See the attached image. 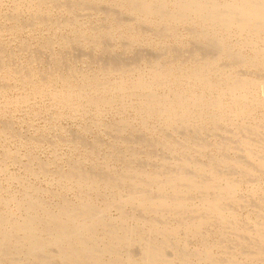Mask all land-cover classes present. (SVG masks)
<instances>
[{
	"label": "rangeland",
	"instance_id": "1",
	"mask_svg": "<svg viewBox=\"0 0 264 264\" xmlns=\"http://www.w3.org/2000/svg\"><path fill=\"white\" fill-rule=\"evenodd\" d=\"M42 1L43 4L41 3ZM42 1L37 3L38 0H0V63L2 64L0 65V188H3V190L1 189L2 191H0V214H2V216L4 217H7L6 215H8L9 219L18 220H21L22 218H28L30 216L29 214H31L32 217L33 215H38L37 217L34 216L35 218H38L39 216L42 217L45 213L41 209L45 208L46 212L48 210H50L49 212H52L51 210H54V213H56V210L59 211L64 206H66L65 204L69 202L70 203L68 205L72 207L71 203H74V205H80L81 202L84 203V201H88L89 198H91L92 200H90L93 202L90 201V204L93 206V208L100 211L102 217L101 219L104 224L91 232L93 240H91V243H89V245L91 244V249H97L100 247L97 250H99V253L101 255L104 254L103 261H105L106 263L116 264L119 258H124L127 256V254H133L134 256L141 257L145 249L144 247L149 241V245L161 246L162 244H164L165 256L160 262L162 264H169V262L177 260L176 258L179 256L181 258V261H177L176 264H201L202 250L204 245H210L213 247V257L220 260L222 264H225V262L230 258L235 260V264H264V258L249 254L253 253V251L255 250L253 246H255L256 242L254 238H252L248 233H245V230L254 232L253 230L256 229V225L259 224V222H264V168L262 167V169L261 164H258V162L261 163L260 161L252 162L247 158V151H251V149H253L257 152L259 159H264V126H262L264 125V107L253 108L251 106L246 110L247 113L243 116H235L229 112L218 111L219 113L216 112L215 115L210 118V120H196L193 123L194 126H189L188 128L180 123H178V126L176 125V123L172 126H167L162 119H158L152 116H149V119L147 120H142L139 116H137L133 109L129 108L131 107V105L128 101H130L132 93L130 94V91L119 92V89L117 88L118 82L121 81V78L127 79V82L129 81L128 84H130L131 82L135 81V78L139 76H144L145 78L149 76L150 80L152 79L154 74L165 69H172L177 74L183 72L186 74V77L195 76V74L201 72L199 70L202 69L201 73L204 76H210L212 77V79L215 78L214 81H216L218 84H220L219 82H221L222 80L227 81L225 80L226 77H230L227 82H233L231 85H234V82H236L234 78H239L242 81H246L245 83L250 82L251 79V82L248 83L249 91H247V86L245 91H247L248 94L251 93L249 95H251L252 98H255L256 96L258 97L257 99H260L262 96L264 97V93L262 92V86L264 85V60H257L255 59V56L263 52L264 42L262 40L255 39V37H251L252 39H250L249 36L251 35H246L239 30H237V32L236 29L228 30V32L218 31L217 34L216 29H211L212 31H214V33L210 30L212 33L209 31L206 32L208 35L206 34L205 36L204 33V36H201V32L203 30L201 31L198 25H193L190 23L181 26L171 25L168 28H165L166 30L162 31L161 27L155 26L158 24L157 20H155L154 23H151L149 21H146L144 18H139L143 16H141L139 13H133L123 8L121 6L122 3L120 0H83L84 3H81V1L79 0L78 3L76 2L77 0H50L51 2L49 0ZM68 3L72 6H70L72 9L69 7V10H67L68 7L66 6L69 5ZM57 5L60 6L59 9ZM92 8H94L95 10H92ZM103 8L105 10H102ZM122 10H124V12ZM119 11H121V13H118ZM125 12L126 14H124ZM79 14L81 15L78 16ZM30 15L33 17H31ZM61 16L63 19L60 18ZM122 16L123 19L125 18L124 20H126L124 32H120L115 27L116 21L119 17L122 19ZM125 16L128 18L126 19ZM15 17H17V19ZM40 17L41 19L45 17V20L47 22H45V20L43 19L42 21ZM129 17H131V19H129ZM64 19L66 20V23ZM123 19L122 21H124ZM46 23L48 26L46 25ZM105 25L108 27H106ZM127 29L133 30L128 31ZM135 30L137 31V33ZM142 30L143 32H141ZM187 30H189V32ZM192 30H194L195 32H193ZM165 32L168 35H166ZM198 32H200L199 35ZM239 32L241 37L238 35ZM160 34L161 37H159ZM244 34L246 35L247 39L249 38L252 41H250L249 39L247 40ZM256 41L259 43V45L255 44ZM100 42H102V44H100ZM243 42L245 44H243ZM214 43L218 44L215 45ZM262 47L263 50L261 51ZM164 52L165 54H163ZM161 54L162 56H160ZM34 57L37 59H35ZM11 64H14L15 66H12ZM127 65L128 67H126ZM119 69L120 71H118ZM124 69L126 72L124 71ZM130 70L131 72H129ZM59 74H61V76L63 75L64 77L62 76L61 78ZM86 75H88V77ZM65 77L67 79H65ZM231 78H233L234 81H231ZM63 80L65 82H63ZM31 81L33 82V84ZM224 81L221 82V86H231ZM67 83H69L70 87H74H71L70 89L69 86L67 87ZM99 83L103 84L100 85ZM82 84L86 85H83V87ZM98 84L99 86H97ZM181 84V82L177 81V84H174L172 89L177 93L185 92L187 94H193L195 92L197 94H200L202 90H205L204 86L202 85L201 87V85H199L198 83L195 84L197 86L195 88L189 86L187 83H183L182 85ZM219 86L220 85H218V90L221 92V86ZM64 87L65 90H70L72 93L74 91L81 90L84 92V94H90L91 96H93V98H97L99 100L103 99L101 100L103 102L107 100L109 101L113 97H118L119 99L123 97L124 99H126V103H123V105H126L127 109H122V103L119 104V102L115 104L112 103L109 106L103 105L100 108H96L88 99L84 98L79 101L75 99V101H73L68 106H64L63 104L59 103V101L55 99L52 94L53 90H60V88L64 89ZM214 88L213 90H211V93H213L211 95L212 97H215L214 95L217 92L218 95L216 94V96H223L221 95L222 92L220 93L217 90V87ZM32 91L34 94L32 93ZM37 91L39 93H37ZM149 91V94L156 95L160 94L163 90L162 88L154 85L149 86ZM207 94H209L210 96V92H207ZM73 105L76 106L74 107ZM5 126L6 128H3ZM32 126L33 128H31ZM174 127L175 129H173ZM182 131L184 134L182 133ZM116 132H118L119 134ZM108 133H110L111 135ZM137 135L138 137H136ZM167 135L169 136L168 138ZM192 135L194 136L192 137ZM243 135L245 136L241 137ZM128 138H130L131 140ZM249 138H251V140ZM140 139L143 142H141ZM252 139L254 140L252 141ZM66 140L70 141L67 142ZM247 140L250 142L249 145H252L251 147H247L248 144H245ZM175 141H177V143ZM139 142H141V144ZM178 142H180V146ZM150 143L151 145H153L151 146ZM207 143H210L212 145H208ZM83 144L86 146H84ZM185 144L188 146L187 151L185 150ZM199 144L202 145L200 146ZM108 145L109 147H107ZM167 145H170V147H168ZM184 145L185 147H183ZM195 146L198 147L197 151H195ZM236 147L241 148V150L237 149ZM160 148L161 150H159ZM120 151L121 153L119 154ZM107 152L109 153V155ZM180 152L182 155L180 154ZM202 152H204V154ZM160 153L162 156H159ZM223 154H225L226 156L228 155L229 157L227 156V158ZM21 155H23V157ZM102 155H104V157H102ZM27 156L29 157V159ZM238 156H240V158H238ZM230 158L231 160H229ZM123 159L124 161H122ZM183 159L191 162V165L188 167L189 172L191 170V172L199 171L202 177L207 178V175L204 172L206 168L215 167V169L218 168L221 172L222 170H224V172L222 173L226 176H231V179L237 178V182L242 181L241 185L236 188V191L234 193V197L236 198L237 202L229 201L228 204L229 207L235 212L234 216H231V218H227L223 223H217L212 226H207V231L204 230L197 236H192L186 230L180 229L177 231L169 230L172 233L165 235L149 232L148 239L145 230L147 226H144L143 223L145 218L142 219L143 217H146L143 211L137 209V207L133 208V206L131 205L129 207L121 206L119 207V209H117V206H114L102 211L99 209V205L105 200L104 198H107L108 195L112 193L111 191L105 188H101L99 189V193L91 192L88 191L86 187H84V185L77 183L75 180L68 182L66 178L63 179V177H66L67 175L73 177L74 179H76L75 177L82 179L83 177H85V175L88 174H92L98 177L101 176V178L104 176L106 178H112L111 175L113 174L114 177L119 172H121V169H123V165L126 163L127 165H132V167L135 166L137 168H143L146 171L152 172L159 176H164L173 171V169H179V167L182 165ZM74 160H76L77 163ZM224 160H229L230 162L236 160L237 163L242 162V165L246 166L245 164H247V166L241 168V166H236V164H225L223 162ZM246 160H249L250 162H246ZM29 161L32 162L30 163ZM26 163H29V166L26 165ZM136 164L138 165L136 166ZM213 164H216V166H214ZM196 165L198 166V169L196 168ZM26 166L28 167L25 171ZM43 166L45 167L43 168ZM227 166L229 167L226 168ZM30 167H32V169H30ZM39 167L41 169H39ZM74 167H76V169ZM47 170L48 172L49 170L52 172L47 173ZM44 171L47 174H45ZM102 172L103 174H101ZM30 173H32V175ZM41 173H44L45 175ZM52 173L55 174L53 175ZM61 173H64L63 177ZM95 173L99 174L97 175ZM104 173L108 174L109 176L107 175V177L106 174L104 175ZM75 174L78 176H75ZM15 179L18 181H16ZM35 187H38V189H35ZM40 189L42 190V192ZM46 189H48L47 192H45ZM49 190L52 191L53 194ZM48 191L50 192V194ZM54 191H56V193ZM28 192L30 194L32 192V195H30ZM85 192L89 193L85 194ZM57 193L59 195H57ZM94 193H96V196H94ZM101 195H103V197ZM209 195L212 194L209 193ZM239 196L240 198H238ZM10 197L12 200L10 199ZM34 197L37 198V200H33L35 199ZM42 197L43 199H41ZM14 198L18 200L19 203L15 201ZM24 199L28 202V199L33 200V205H35L36 203H40L38 204L40 206L38 207V211L36 210L37 208L35 210L31 209V206L29 207V203L26 207L27 201H25ZM65 199H67L69 202L66 201L63 204L62 202H64ZM5 204L6 207H10V209L7 207L9 211L6 209ZM19 204L24 205L22 206L20 211L17 209V205ZM41 205L44 206L41 208ZM59 206L61 208H59ZM26 208L28 209V211L26 210ZM22 209H24L25 211H23ZM11 211L14 212L13 216L11 215L12 213H9ZM18 211L21 213H19ZM49 212L45 214L48 215L50 214ZM126 212L128 213L126 214ZM18 213L23 217L21 218ZM24 213L26 217H24ZM138 214L142 215L143 217L141 218V216H138ZM121 216L123 218H121ZM149 216V219L153 221H155L156 219H158L159 222L161 221L160 215L156 213H151L149 214ZM176 222V220H170L169 225L172 226ZM107 223H110L111 225ZM125 224L128 229L135 230L132 235L130 234V247L125 246V248L123 247L122 249L121 247H116L113 244L112 247L108 248L109 252H100L102 249L107 248L102 238V236L105 234V231H107L106 228H109V230H113L114 228ZM231 225L233 228L237 227L239 230L237 231L236 229H232L230 227ZM42 236L47 237L48 235L47 233H44L42 234ZM237 237L241 239H238ZM98 241H101V243ZM200 241L203 244H201ZM8 244H10V242ZM8 244H6V248L4 245L3 249H6V252L12 251L11 253L13 256H10L8 258L12 259L13 262L14 260L18 259L15 257L14 254L16 253H14V251H19L20 255L18 256H20L21 258L23 257L22 259L19 258L18 262H20L21 260L25 261L26 258H28L27 251L25 250L26 248H23L22 250L20 247L15 246L13 243H11L10 245ZM92 244L93 246H95L94 248L92 247ZM102 244L103 246H101ZM11 246H15V249H13ZM262 248H264V246ZM133 249L136 250L134 251ZM180 249L181 251L183 250L181 254L179 252ZM167 250H169L170 253ZM46 251L50 254L46 253L44 255ZM46 251L42 252V257H46L48 255V257L51 258L54 254L53 251H55L56 253V249L53 246L48 247ZM0 254L2 255L1 252ZM24 255L26 256V258ZM2 258L6 260L5 256H1L0 260ZM51 259L54 258L52 257ZM115 259H117V262H115ZM31 262H33V260ZM36 263L37 262H33L32 264Z\"/></svg>",
	"mask_w": 264,
	"mask_h": 264
},
{
	"label": "bare ground",
	"instance_id": "2",
	"mask_svg": "<svg viewBox=\"0 0 264 264\" xmlns=\"http://www.w3.org/2000/svg\"><path fill=\"white\" fill-rule=\"evenodd\" d=\"M12 1V0H11ZM19 1V0H18ZM42 1V0H41ZM38 0L37 3L41 2ZM46 1V0H45ZM50 1V0H49ZM72 1V0H71ZM74 1V0H73ZM81 3H84L83 0H79ZM86 1V0H85ZM92 1V0H91ZM98 1V0H97ZM105 1V0H104ZM121 1V6L125 9H127L130 12L133 13H139L143 17L139 18H144L146 21H149L151 23H154L155 20H157L158 24L155 26L161 27V30H166L165 28H168L171 25H177L181 26L184 24H193V25H198L201 29V36H206V32H209L211 29L214 30L216 29V34L218 31H223V32H228V30H239L242 33H245L246 35H251L249 36L250 39L251 37H255V39L262 40L264 42V0H120ZM30 2V1H29ZM51 2V1H50ZM54 2V1H52ZM66 2V1H65ZM64 2V3H65ZM78 3V0L76 1ZM100 2V1H99ZM110 2V1H109ZM115 2V1H114ZM36 3V4H37ZM43 4V1L41 2ZM67 3V2H66ZM73 3V2H72ZM71 3V4H72ZM80 3V2H79ZM88 3V2H87ZM91 3V2H90ZM104 3V2H103ZM24 4V3H22ZM29 4V3H26ZM61 4V3H60ZM69 4V3H68ZM106 4V3H105ZM109 4V3H108ZM117 4V3H116ZM119 4V5H120ZM62 5V4H61ZM76 5V3H75ZM80 5V4H79ZM82 5V4H81ZM84 5V4H83ZM91 5V4H90ZM56 6V5H55ZM65 6V5H64ZM63 6V7H64ZM71 5H67L66 7L67 10H69V7ZM86 6V5H85ZM100 6V5H99ZM20 7V6H19ZM27 7V6H26ZM58 9L60 6H58ZM65 7V8H66ZM72 7V6H71ZM70 7V8H71ZM83 7V6H82ZM93 7V6H92ZM107 7V6H106ZM105 7V8H106ZM30 8V6H29ZM55 8V7H54ZM88 8V7H87ZM85 8V9H87ZM95 8V7H94ZM92 8V10L94 9ZM98 8V7H96ZM110 8V7H109ZM33 9V8H31ZM72 9V8H71ZM81 9V8H80ZM91 9V8H90ZM100 9V8H99ZM107 9V8H106ZM111 9V8H110ZM78 10V8H77ZM95 10V9H94ZM102 10H105L104 8ZM114 10V9H113ZM64 11V10H63ZM71 11V10H70ZM97 11V10H96ZM110 11V10H109ZM112 11V10H111ZM115 11V10H114ZM124 12V10H122ZM47 12V11H46ZM75 12V11H74ZM101 12V11H100ZM106 12V11H105ZM71 13V12H70ZM109 13V12H108ZM107 13V14H108ZM118 13H121L119 11ZM126 14V12L124 13ZM79 14L78 16H80ZM83 15V14H82ZM87 15V14H85ZM89 15V14H88ZM92 15V14H91ZM96 15V14H95ZM113 15V14H112ZM115 15V14H114ZM118 15V14H117ZM10 16V15H9ZM14 16V15H13ZM18 16V13H17ZM20 16V15H19ZM31 16V15H30ZM33 17V16H31ZM126 17V16H125ZM138 17V16H137ZM17 19V17H15ZM62 18V16L60 17ZM128 17H126L127 19ZM39 19V18H38ZM41 19V17H40ZM45 20V17L42 18ZM41 19V20H42ZM63 19V18H62ZM104 19V18H102ZM110 19V18H109ZM112 19V18H111ZM117 19V18H116ZM115 19V20H116ZM121 19L120 17L116 21V29H118L120 32H124L125 29V21L119 20ZM131 19V17H129ZM137 19V18H135ZM10 20V19H9ZM12 20V19H11ZM42 20V21H43ZM56 20V19H55ZM65 20V19H64ZM114 20V21H115ZM15 21V20H14ZM58 21V20H57ZM91 21V20H90ZM45 22H47L45 20ZM43 22V23H45ZM49 22V21H48ZM52 22V21H51ZM54 22V21H53ZM70 22V21H69ZM74 22V21H73ZM82 22V21H81ZM66 23V20H65ZM137 23V22H136ZM52 24V23H51ZM72 24V22H71ZM79 24V23H78ZM128 24V23H127ZM15 25V24H14ZM23 25V24H22ZM42 25V23H41ZM47 25V23H46ZM50 25V24H49ZM64 25V24H63ZM139 25V24H138ZM6 26V25H5ZM28 26V25H27ZM48 26V25H47ZM65 26V25H64ZM68 26V25H66ZM103 26V25H101ZM106 26V25H105ZM104 26V27H105ZM133 26V25H132ZM144 26V25H142ZM1 27V26H0ZM59 27V26H58ZM108 27V26H106ZM154 27V26H153ZM164 27V28H163ZM22 28V27H21ZM95 28V27H93ZM92 28V29H93ZM149 28V27H148ZM163 28V29H162ZM183 28V27H182ZM218 28V29H217ZM99 29V28H98ZM135 29V28H133ZM129 29V30H133ZM137 29V28H136ZM144 29V28H142ZM147 29V27H146ZM160 29V28H159ZM189 29V28H188ZM195 29V27H194ZM91 30V29H90ZM128 30V29H127ZM128 30V31H129ZM138 30V29H137ZM151 30V29H150ZM173 30V29H172ZM211 30V31H212ZM226 30V31H225ZM92 31V30H91ZM101 31V30H100ZM136 31V30H135ZM146 31V30H144ZM152 31V30H151ZM156 31V30H155ZM179 31V30H178ZM185 31V30H184ZM189 32V30H187ZM191 31V29H190ZM195 32L194 30H192ZM210 31V32H211ZM45 32V31H44ZM102 32V31H101ZM143 32V30L141 31ZM177 32V31H175ZM214 33V31H212ZM211 32V33H212ZM222 32V33H223ZM230 32V31H229ZM238 32V31H237ZM1 33V32H0ZM5 33V32H4ZM77 33V32H76ZM83 33V32H82ZM137 33V31H136ZM200 32H198L199 35ZM236 33V32H235ZM104 34V32H103ZM155 34V33H154ZM159 34V32H158ZM157 34V35H158ZM163 34V33H162ZM166 34V32H165ZM172 34V33H171ZM170 34V36H171ZM178 34V33H177ZM181 34V33H180ZM215 34V35H216ZM244 34V35H245ZM54 35V34H53ZM122 35V34H121ZM156 35V34H155ZM154 35V36H155ZM168 35V34H166ZM208 35V34H207ZM240 37V32L238 34ZM245 35V37H246ZM60 36V35H59ZM146 36V33H145ZM178 36V35H177ZM238 36V37H239ZM161 37V34L160 36ZM173 37V36H172ZM239 37V38H240ZM244 37V36H242ZM257 37V38H256ZM67 38V37H66ZM63 39V38H62ZM166 39V36H165ZM235 39V38H234ZM241 39V38H240ZM247 39V37H246ZM249 39V38H248ZM247 39V40H248ZM249 39V40H250ZM85 40V39H84ZM98 40V39H97ZM69 41V40H68ZM76 41V40H75ZM95 41V40H94ZM212 41V40H211ZM252 41V40H250ZM54 42V41H53ZM79 42V41H78ZM246 42V41H245ZM257 42V41H256ZM255 44L259 43L257 42ZM261 42V41H260ZM49 43V42H48ZM104 43V42H103ZM127 43V42H126ZM125 43V44H126ZM242 43V42H241ZM247 43V42H246ZM262 43V42H261ZM52 44V43H50ZM55 44V43H54ZM89 44V43H88ZM102 44V42H100ZM124 44V45H125ZM213 44V43H212ZM215 44V43H214ZM218 44V43H217ZM215 44V45H217ZM220 44V43H219ZM243 44H245L243 42ZM264 45V43H263ZM48 46V45H46ZM63 46V45H62ZM73 46V44H72ZM108 46V45H107ZM123 46V45H122ZM219 46V45H218ZM217 46V47H218ZM221 46V45H220ZM257 46V45H256ZM214 47V46H212ZM261 48V47H260ZM71 49V48H70ZM74 49V48H73ZM93 49V48H92ZM167 49V48H166ZM165 49V50H166ZM23 50V49H22ZM90 50V49H89ZM218 50V49H216ZM222 50V49H221ZM263 50V47L261 51ZM31 51V50H30ZM91 51V50H90ZM95 51V50H94ZM102 51V50H101ZM167 51V50H166ZM220 51V50H219ZM260 51V52H261ZM236 53V52H235ZM165 54V52L163 53ZM226 54V53H225ZM229 54V52H228ZM8 55V54H7ZM93 55V54H92ZM91 55V57H92ZM232 55V54H231ZM260 55V56H259ZM75 56V54H74ZM162 56V54L160 55ZM235 56V55H234ZM80 57V56H79ZM215 57V56H214ZM254 57V56H253ZM35 58V57H34ZM237 58V57H236ZM240 58V56H239ZM10 59V58H9ZM37 59V58H35ZM63 59V58H62ZM77 59V58H76ZM93 59V58H92ZM186 59V58H185ZM212 59V58H211ZM215 59V58H214ZM213 59V60H214ZM235 59V58H234ZM252 59V58H251ZM255 59L257 60H264V50L261 54H258L255 56ZM29 60V59H28ZM236 60V59H235ZM10 61V60H9ZM36 61V60H35ZM246 61V60H245ZM11 62V61H10ZM30 62V61H29ZM168 62V61H167ZM183 62V61H182ZM244 62V61H243ZM242 62V63H243ZM15 63V62H14ZM40 63V62H39ZM93 63V62H92ZM241 63V61H240ZM132 64V63H131ZM183 64V63H182ZM232 64V63H231ZM0 65H2L0 63ZM12 65V64H11ZM14 65V64H13ZM12 65V66H13ZM134 65V64H133ZM137 65V64H135ZM221 65V63H220ZM15 66V65H14ZM75 66V65H74ZM102 66V65H101ZM121 66V65H120ZM125 66V65H124ZM50 67V66H49ZM107 67V66H105ZM123 67V66H122ZM128 67V65L126 66ZM160 67V66H159ZM2 68V67H1ZM60 68V67H58ZM68 68V67H67ZM104 68V67H102ZM117 68V67H116ZM115 68V71H116ZM120 68V67H119ZM134 68V67H133ZM204 68V67H203ZM28 69V68H27ZM50 69V68H49ZM106 69V68H104ZM113 69V68H112ZM129 69V68H128ZM127 69V70H128ZM135 69V68H134ZM137 69V67H136ZM175 69V68H174ZM14 70V68H13ZM37 70V69H36ZM57 70V69H56ZM80 70V69H79ZM160 70V69H159ZM8 71V70H7ZM22 71V70H21ZM108 71V70H107ZM110 71V70H109ZM120 71V69L118 70ZM125 71V69H124ZM123 71V72H124ZM202 72V69L199 70ZM204 71V69H203ZM15 72V71H14ZM57 72V71H56ZM112 72V71H111ZM126 72V71H125ZM131 72V70L129 71ZM144 72V71H143ZM186 72V71H185ZM198 72V71H197ZM201 72H198L195 74V76H189L186 77V74L181 72L177 74L174 72L172 69H165L162 71L157 72L154 74L152 79L149 80L148 77L144 76H139L135 78L133 82L128 84L127 79L121 78V81L118 82L117 88L119 89V92L121 91H130L131 97H130V105L131 109L134 110V112L139 116L142 120H147L149 119V116L162 119L163 122L167 126H172L176 123L178 126V123L183 124L185 127H192L194 126L193 123L196 120H210L211 117L215 115L216 112L218 111H224V112H229L235 116H243L244 114L247 113V109L250 108L251 106L254 107H264V97L262 96L260 99H257L258 97L255 96V98H252L251 93L248 94L247 91H249V84L251 82L245 83L246 81H242L239 78H234L235 81L234 85H231L233 82L228 83L227 81L229 80L230 77H226L224 81L222 80L221 82H227L231 86L227 85L228 87L221 86L218 84L216 81H214L215 78L212 79V77L204 76ZM28 73V72H27ZM46 73V72H45ZM117 73V72H115ZM16 74V73H15ZM62 74V73H61ZM61 74L59 76L62 78ZM111 74V73H110ZM19 75V74H18ZM50 75V73H49ZM149 75V74H148ZM201 75V76H199ZM258 75V74H257ZM28 76V75H27ZM31 76V75H30ZM41 76V75H40ZM52 76V75H51ZM67 76V75H66ZM88 77V75H86ZM93 76V75H92ZM130 76V75H129ZM147 76V75H146ZM33 77V76H32ZM31 77V78H32ZM45 77V76H43ZM64 77V76H63ZM73 77V76H71ZM96 77V76H94ZM115 77V76H114ZM3 78V77H2ZM39 78V77H38ZM69 78V77H68ZM186 78V79H185ZM28 79V78H27ZM44 79V78H43ZM55 79V78H54ZM65 79H67L65 77ZM76 79V78H75ZM232 79V80H231ZM231 81H234L233 78H231ZM248 79V78H246ZM24 80V78H23ZM31 80V79H29ZM28 80V81H29ZM45 80V79H44ZM47 80V79H46ZM58 80V79H57ZM131 80V79H130ZM218 80V79H217ZM240 80V81H237ZM26 81V82H28ZM33 81V80H32ZM31 81V82H32ZM177 81L183 83H187L191 87H197L195 84H199L204 86L205 90H202L200 94H197L196 92L193 94H187L185 92H180L177 93L172 89L174 84H177ZM243 83H242V82ZM257 81V80H255ZM29 82V83H31ZM42 82V78H41ZM63 82H65L63 80ZM28 83V84H29ZM40 83V82H38ZM51 83V82H48ZM108 83V81H107ZM226 83V84H227ZM236 83V84H235ZM22 84V82H21ZM27 84V85H28ZM33 84V82H32ZM36 84V83H34ZM63 84V83H62ZM100 84V83H99ZM99 84L97 86H99ZM103 84V83H102ZM100 84V85H102ZM181 84V85H182ZM224 84V83H223ZM247 84V85H246ZM255 84V83H254ZM9 85V84H8ZM45 85V84H44ZM81 85V84H80ZM79 85V86H80ZM86 85V84H82ZM89 85V84H88ZM158 86L159 88H162V92L160 94L152 95L149 94V86ZM218 85L221 86V92L223 96H216V93L212 97L211 95V90H213L214 87H217L218 90ZM10 86V85H9ZM69 86V83H67V87ZM77 86V85H76ZM75 86V87H76ZM78 86V87H79ZM80 86V87H82ZM115 86V85H114ZM219 86V87H220ZM246 86L248 87L247 91H245ZM1 87V86H0ZM7 87V86H5ZM66 87V86H65ZM61 89L60 90H53V96L55 99L59 101V103L63 104L64 106H68L71 104L75 99L77 101L81 100L82 98L88 99L92 105H94L96 108H100L103 105H110L112 103H117L121 104L122 109H127V106L123 105V103H126V99L118 98V97H113L109 101H101L103 99H97L93 98L90 94H84L83 91H74L73 93L70 90H65ZM66 87V88H67ZM74 87V86H71ZM69 86V88L71 89ZM84 87V86H83ZM82 87V88H83ZM110 87V86H109ZM252 87V86H251ZM46 88V87H45ZM88 88V86H87ZM94 88V87H93ZM97 88V87H96ZM262 92L264 93V85L262 86ZM4 89V88H3ZM48 89V88H47ZM101 89V88H100ZM104 89V88H103ZM215 89V88H214ZM38 90V89H36ZM46 90V89H45ZM84 90V89H83ZM110 90V89H109ZM160 90V89H159ZM170 90V91H169ZM5 91V90H4ZM40 91V89H39ZM50 91V90H49ZM48 91V92H49ZM92 91V90H91ZM113 91V90H112ZM117 91V90H116ZM219 91V90H218ZM35 92V91H34ZM96 92V91H95ZM98 92V91H97ZM207 92H210L207 94ZM220 92V91H219ZM220 92V93H221ZM33 93V91H32ZM37 93H39L37 91ZM90 93V92H89ZM102 93V92H101ZM219 93V94H220ZM2 94V93H1ZM34 94V93H33ZM43 94V93H42ZM51 94V95H52ZM84 94V95H83ZM95 94V93H94ZM112 94V93H111ZM117 94V93H116ZM126 94V93H125ZM123 94V95H125ZM39 95V94H38ZM114 95V94H113ZM218 95V94H217ZM111 97V96H110ZM28 98V97H27ZM18 100V99H17ZM33 101V100H32ZM85 101V100H84ZM29 102V101H28ZM27 102V103H28ZM89 102V104H90ZM80 103V102H79ZM87 103V102H86ZM6 104V103H5ZM17 104V103H16ZM84 104V103H83ZM74 106V105H73ZM76 106V105H75ZM74 106V107H75ZM116 106V105H115ZM79 107V105H78ZM94 107V108H95ZM47 109V108H46ZM78 109V108H77ZM74 110V109H73ZM97 110V109H96ZM78 112V111H77ZM39 113V112H38ZM86 113V112H85ZM219 113V112H218ZM135 114V115H136ZM61 115V114H60ZM59 115V116H60ZM65 115V114H64ZM68 115V114H66ZM57 116V115H56ZM34 117V116H33ZM43 119V118H42ZM51 120V118H50ZM121 120V119H120ZM115 121V120H114ZM11 122V121H10ZM13 122V121H12ZM7 124V123H6ZM22 124V123H21ZM104 124V123H103ZM147 124V123H146ZM62 125V124H61ZM105 125V124H104ZM30 126V125H29ZM112 126V125H111ZM116 126V125H115ZM182 126V127H184ZM264 126V125H262ZM261 126V127H262ZM59 127V126H58ZM126 127V126H125ZM153 127V126H152ZM219 127V126H218ZM3 128H6L3 127ZM33 128V126L31 127ZM85 128V127H84ZM108 128V127H107ZM239 128V127H238ZM237 128V129H238ZM247 128V127H246ZM61 129V128H59ZM87 129V128H86ZM117 129V128H116ZM133 129V128H132ZM175 129V127L173 128ZM203 129V128H202ZM15 130V129H13ZM84 130V129H83ZM228 130V129H226ZM19 131V130H18ZM117 131V130H116ZM139 131V130H138ZM161 131V130H160ZM159 131V133H160ZM180 131V130H179ZM184 131V130H183ZM182 131V133H183ZM198 131V130H197ZM34 132V131H33ZM87 132V130H86ZM90 132V131H89ZM135 132V131H134ZM137 132V131H136ZM232 132V131H231ZM252 132V131H251ZM250 132V133H251ZM70 133V132H68ZM106 133V132H105ZM118 133V132H116ZM168 133V132H166ZM178 133V132H177ZM180 133V132H179ZM242 133V131H241ZM107 134V133H106ZM110 134V133H108ZM119 134V133H118ZM143 134V133H142ZM145 134V133H144ZM184 134V133H183ZM182 134V135H183ZM216 134V133H215ZM8 135V133H7ZM111 135V134H110ZM139 135V134H138ZM138 135L136 137H138ZM170 135V134H169ZM20 136V134H19ZM142 136V135H140ZM172 136V135H171ZM194 135H192L193 137ZM220 136V135H218ZM245 135L241 136L244 137ZM256 136V135H255ZM27 137V136H26ZM112 137V136H111ZM169 136L167 135V138ZM249 137V136H247ZM21 138V137H20ZM116 138V137H115ZM122 138V137H121ZM140 138V137H139ZM142 138V137H141ZM174 138V137H173ZM197 138V137H195ZM4 139V138H3ZM26 139V138H25ZM32 139V138H31ZM37 139V138H36ZM130 139V138H128ZM170 139V138H169ZM201 139V138H200ZM223 139V138H222ZM226 139V138H225ZM251 140V138H249ZM34 140V139H33ZM38 140V139H37ZM127 140V139H126ZM131 140V139H130ZM136 140V139H134ZM133 140V141H134ZM139 140V139H137ZM141 140V139H140ZM145 140V139H143ZM175 140V139H174ZM178 140V139H177ZM254 139H252L253 141ZM67 141V140H66ZM65 141V142H66ZM70 141V140H69ZM67 141V142H69ZM129 141V140H128ZM179 141V140H178ZM195 141V140H194ZM201 141V140H200ZM199 141V142H200ZM237 141V140H236ZM5 142V141H4ZM37 142V141H36ZM141 142H143L141 140ZM141 142H139L141 144ZM149 142V141H148ZM177 143V141H175ZM197 142V143H199ZM73 143V142H72ZM103 143V142H100ZM137 143V142H136ZM156 143V139H155ZM192 143V140H191ZM206 143V142H205ZM249 141L247 140L245 144L249 145ZM39 144V143H38ZM82 144V143H80ZM88 144V143H87ZM107 144V143H106ZM143 144V143H142ZM175 144V143H174ZM180 146V142H178ZM182 144V143H181ZM194 144V143H193ZM208 144V143H207ZM210 144V143H209ZM208 144V145H209ZM55 145V144H54ZM84 145V144H83ZM89 145V144H88ZM92 145V144H91ZM145 145V144H144ZM151 145V143H150ZM153 145V144H152ZM151 145V146H152ZM186 145V144H185ZM185 145L183 147H185ZM197 145V144H196ZM200 145V144H199ZM202 145V144H201ZM200 145V146H201ZM212 145V144H210ZM86 146V145H84ZM94 146V145H93ZM113 146V145H111ZM115 146V145H114ZM168 146V145H167ZM215 146V145H213ZM109 147V145L107 146ZM128 147V146H127ZM170 147V145L168 146ZM187 145L185 147V150L187 151ZM196 150L198 149L197 146ZM19 148V147H18ZM86 148V147H84ZM92 148V146H91ZM96 148V147H93ZM125 148V147H124ZM151 148V147H150ZM182 148V147H181ZM180 148V149H181ZM191 148V147H190ZM237 148V147H236ZM127 149V148H126ZM179 149V150H180ZM224 149V148H223ZM240 149L241 148H237ZM249 149V148H248ZM106 150V149H105ZM128 150V149H127ZM133 150V149H132ZM161 150V148L159 149ZM92 151V150H91ZM184 151V150H183ZM204 151V150H203ZM18 152V151H17ZM20 152V151H19ZM99 152V151H98ZM123 152V151H122ZM131 152V151H130ZM5 153V152H3ZM24 153V152H23ZM108 153V152H107ZM121 151L119 152V154ZM125 153V152H124ZM142 153V152H141ZM144 153V152H143ZM204 154V152H202ZM17 154V153H16ZM93 154V153H92ZM117 154V153H116ZM151 154V153H150ZM149 154V155H150ZM181 154V152H180ZM235 154V153H234ZM24 155V154H23ZM23 155H21L23 157ZM109 155V153H108ZM134 155V154H133ZM157 155V154H156ZM167 155V153H166ZM182 155V154H181ZM214 155V154H213ZM222 155V154H221ZM225 155V154H223ZM33 156V155H32ZM98 156V155H97ZM159 156H162L161 153ZM185 156V154H184ZM195 156V155H194ZM210 156V154H209ZM226 156V155H225ZM228 156V155H227ZM226 156V157H227ZM241 156V155H240ZM238 156V158H240ZM263 156V155H262ZM8 157V156H7ZM28 157V156H27ZM58 157V156H57ZM104 157V155H102ZM116 157V156H115ZM154 157V156H153ZM166 157V156H165ZM168 157V156H167ZM229 157V156H228ZM227 157V158H228ZM242 157V156H241ZM14 158V157H13ZM247 158L250 161H260L261 163L258 162V164H261V168H264V159H259V156L257 152L253 149L251 151H247ZM29 159V157H28ZM37 159V158H36ZM35 159V160H36ZM54 159V158H53ZM162 159V158H161ZM16 160V159H15ZM14 160V161H15ZM21 160V158H20ZM39 160V159H38ZM108 160V159H107ZM195 160V159H194ZM198 160V159H197ZM214 160V157H213ZM231 160V158L229 159ZM229 160H224L223 162L225 164H236V166H241V168H244L247 166L242 165L241 163H237V159L233 162H230ZM245 160V159H244ZM243 160V161H244ZM246 162H250V161ZM28 161V160H27ZM54 161V160H53ZM57 161V160H56ZM76 161V160H74ZM117 161V160H115ZM124 161V159L122 160ZM121 161V162H122ZM139 161V160H138ZM13 162V161H12ZM30 162V161H29ZM32 162V161H31ZM30 162V163H31ZM41 162V161H40ZM68 162V161H67ZM129 162V161H128ZM145 162V161H144ZM143 162V165H144ZM239 162V161H238ZM251 162V163H252ZM254 162V164H255ZM14 163V162H13ZM19 163V162H18ZM42 163V162H41ZM45 163V162H44ZM43 163V164H44ZM77 163V161H76ZM80 163V160H79ZM92 163V162H91ZM146 163V162H145ZM204 163V162H203ZM209 163V162H208ZM17 164V163H16ZM20 164V163H19ZM22 164V163H21ZM29 163H26L28 165ZM75 164V162H74ZM73 164V165H74ZM140 164V163H139ZM24 165V164H23ZM47 165V162H46ZM94 165V164H93ZM138 164H136L137 166ZM147 165V164H146ZM152 165V164H151ZM155 165V164H154ZM162 165V164H161ZM191 165V162L183 159L182 160V165L179 167V169H173L170 173L164 176H159L157 174H154L152 172L146 171L143 168H137V167H132L126 164L123 165L122 171L119 172L117 175L113 177V174L111 175L112 178H106L105 176L101 178L98 176H94L92 174L85 175L82 179H79L78 177H73L66 176L62 177L63 179L66 178L68 182L70 181H76L79 184L84 185L88 191L91 192H96L99 193V189L105 188L112 193L108 195L107 198H104L105 200L99 205V209L104 211L107 210L111 207L117 206L119 207H129L130 205L134 207H137V209H140L143 211L146 215V217L141 216L142 219H144V226L146 225L147 228L146 230V236H148L149 239V232L150 233H157V234H170L169 230L177 231L180 229L186 230L188 233H190L192 236H197L201 234L204 230L207 231V226H212L217 223H223L224 220L227 218H231V216H234V211L229 207V201H235L237 202L236 198L234 197V193L236 191V188L241 185L242 181L237 182V178L231 179L227 173L228 176L223 174L224 170L222 172L217 168H206L204 172L207 175V178L202 177L200 172H189V166ZM207 165V164H205ZM216 166V164H213ZM258 165V166H259ZM29 166V165H28ZM25 171L27 170V167ZM42 166V165H41ZM40 166V167H41ZM71 166V165H70ZM75 166V165H74ZM82 166V165H81ZM141 166V165H140ZM39 167V169H41ZM45 166H43L44 168ZM73 167V166H72ZM118 167V166H117ZM147 167V166H146ZM152 167V166H151ZM154 167V166H153ZM218 167V166H217ZM227 166L226 168H228ZM35 168V167H34ZM76 169V167H74ZM83 168V167H82ZM196 168L198 169V166L196 165ZM225 168V167H224ZM257 168V167H256ZM260 168V167H259ZM262 168V169H263ZM32 169V167H30ZM63 169V168H62ZM68 169V168H67ZM102 169V168H101ZM168 169V168H167ZM196 169V170H197ZM70 170V169H69ZM93 170V169H92ZM31 171V170H30ZM59 171V170H58ZM62 171V170H61ZM84 171V170H83ZM88 171V170H87ZM156 171V170H155ZM154 171V172H155ZM52 171L47 170V173H50ZM77 172V171H76ZM106 172V171H105ZM165 172V171H164ZM168 172V171H167ZM45 173V171H44ZM41 173V174H44ZM45 173V174H47ZM56 173V172H55ZM54 173V174H55ZM70 173V172H69ZM78 173V172H77ZM82 173V172H81ZM84 173V172H83ZM91 173V172H90ZM94 173V172H93ZM100 173V172H99ZM95 173V174H99ZM107 173V172H106ZM104 173V175L106 174ZM159 173V171H158ZM32 175V173H30ZM44 174V175H45ZM53 174V173H52ZM53 174V175H54ZM59 174V175H61ZM68 174V173H67ZM73 174V172H72ZM85 174V173H84ZM83 174V176H84ZM103 174V172L101 173ZM230 174V173H229ZM246 174V173H245ZM66 175V174H65ZM82 175V174H81ZM108 174H106L107 176ZM37 176V175H35ZM72 176V175H71ZM74 176V174H73ZM75 176H78L75 174ZM109 176V175H108ZM107 176V177H108ZM110 176V177H111ZM117 176V177H116ZM204 176V175H203ZM8 177V176H7ZM6 177V178H7ZM33 177V176H32ZM53 177V176H52ZM204 179H201V178ZM39 178V177H38ZM42 178V177H41ZM59 178V176H58ZM14 180V179H13ZM16 180V179H15ZM20 180V179H19ZM25 180V179H24ZM249 180V179H248ZM8 181V180H7ZM18 181V180H16ZM250 181V180H249ZM255 181V180H253ZM1 182V180H0ZM46 182V181H45ZM244 182V180H243ZM22 183V182H21ZM50 183V182H49ZM75 183V182H74ZM245 187V186H244ZM5 188V187H4ZM40 188V187H39ZM3 188H0V191H2ZM35 189H38V187ZM104 189V190H105ZM28 190V187H27ZM26 190V191H27ZM41 190V189H40ZM44 190V189H43ZM48 189H46L45 192H47ZM50 191V190H49ZM48 191V192H49ZM57 191V190H56ZM56 191H54L56 193ZM107 191V192H109ZM33 192V191H32ZM32 192L30 195H32ZM42 192V190H41ZM52 192V191H50ZM49 192V194H50ZM34 193V192H33ZM38 193V192H37ZM83 193V192H82ZM89 192H85V194H88ZM96 193H94L96 196ZM104 193V192H103ZM211 193L212 195H209ZM6 194V193H5ZM16 194V193H15ZM25 194V195H29ZM53 194V192H52ZM11 195V194H10ZM34 195V194H33ZM57 195H59L57 193ZM21 196V195H20ZM63 196V195H62ZM98 196V194H97ZM100 196V195H99ZM103 197V195H101ZM14 197V196H11ZM10 197V199H11ZM26 197V196H24ZM37 197V195H36ZM79 197V196H78ZM35 198V197H34ZM66 198V197H65ZM83 198V197H82ZM94 198V197H92ZM191 198V199H190ZM240 198V196L238 197ZM15 199V198H14ZM13 199V201H14ZM39 199V198H38ZM43 199V197L41 198ZM64 199V198H62ZM89 198L88 201L81 202L80 205H74V203H71L72 207H70L68 204L70 203L67 199H65L63 204L68 201L69 203L63 204V208L60 209L59 211L56 210V213H54V210H51L52 212H49L47 208V212L50 214L46 215L47 213L44 209L43 210L45 213L43 216H39L38 218H35L37 216L29 214L30 216L27 217L26 219H23L22 215L20 216L19 212L24 205H17V209L19 210L18 215L23 219H9L8 215L7 217L2 216L0 214V252L2 253L1 256H5L6 260L2 258L0 260V264H15L20 263V264H32L33 262H37L36 264H112V263H106L103 261V255L99 253V248L97 249H91L89 243H91V240H93V236L91 232H93L96 228L101 227L104 223L102 222V217L100 214V211L93 208V206L90 204ZM12 200V199H11ZM22 200V199H20ZM25 200V199H24ZM27 200V205L28 203L30 204L29 207L31 206V209L38 211V207H40L36 203L32 202L33 200H37V198L30 200ZM53 200V199H52ZM51 200V201H52ZM82 200V199H81ZM86 200V198H85ZM96 200V199H95ZM101 200V199H100ZM6 201V200H5ZM15 201L18 202V200L15 199ZM43 201V200H42ZM80 201V200H79ZM4 202V201H3ZM8 202V199H7ZM22 202V201H21ZM24 202V201H23ZM32 202V203H31ZM44 202V201H43ZM57 202V201H56ZM72 202V201H71ZM93 202V201H91ZM13 203V202H12ZM16 203V202H15ZM19 203V202H18ZM50 203V202H49ZM55 203V202H54ZM22 204V203H21ZM56 204V203H55ZM77 204V203H76ZM104 204V205H103ZM4 205V204H3ZM13 205V204H12ZM47 205V204H46ZM57 205V204H56ZM60 205V204H59ZM16 206V204H15ZM14 206V207H15ZM44 206V205H43ZM41 205V208L43 207ZM6 207V204H5ZM9 209L10 207L7 206ZM6 207V209H7ZM55 207V206H54ZM241 207V205H240ZM243 207V206H242ZM13 208V207H12ZM59 208H61L59 206ZM132 208V209H133ZM25 209V208H24ZM22 209L23 211H25ZM58 209V208H57ZM8 210V209H7ZM28 211V209L26 208ZM40 210V209H39ZM4 211V210H3ZM9 211V210H8ZM17 211V210H16ZM138 211V210H137ZM140 212V211H139ZM253 212V211H252ZM1 213V212H0ZM9 213H12L11 215L13 216L14 212L11 211ZM52 213V214H51ZM120 213V212H119ZM128 212H126L127 214ZM132 213V212H131ZM151 213H156L160 215L161 221L159 222L158 219L155 221L149 219V214ZM35 214V213H34ZM42 214V211H41ZM112 214V213H111ZM148 214V215H147ZM10 215V214H9ZM10 215V216H11ZM18 216V217H19ZM35 216V217H34ZM24 217L25 213H24ZM110 217V216H109ZM155 217V216H154ZM11 218V217H10ZM15 218V216H14ZM40 218V219H39ZM42 218V219H41ZM121 218H123L121 216ZM109 219V218H108ZM155 219V218H154ZM170 220H176L177 222L170 226L169 222ZM11 222V223H10ZM119 222V221H118ZM124 222V221H123ZM131 222V221H130ZM111 225L110 223H107ZM131 224V223H130ZM134 225V224H133ZM150 226V227H149ZM134 227V226H133ZM232 229H236L237 231L239 230L237 227L233 228L232 225L230 226ZM142 229V228H141ZM103 230V229H102ZM105 234L102 236L104 243L106 244L107 248L102 249L100 252L106 253L109 252L110 247L113 246V244L117 247H123L125 246L130 247L131 245V236L133 232H135L134 229H128L125 225L118 226L114 228L113 230H109V228H106ZM247 231V232H246ZM249 231V232H248ZM254 232H251L250 230H245V233H248L252 238H254L256 244L253 246V253H249L250 255H254L257 257H262L264 258V222L256 225V229L253 230ZM98 232V231H97ZM96 232V233H97ZM145 232V231H144ZM225 232V231H224ZM47 233V237L42 236V234ZM104 233V232H103ZM102 233V234H103ZM206 233V232H205ZM101 234V235H102ZM183 234V232H182ZM241 236V235H239ZM244 236V235H243ZM175 238V237H174ZM238 239H241L237 237ZM247 238V237H246ZM138 239V238H137ZM96 240V237H95ZM204 240V238H203ZM208 240V239H206ZM212 240V239H211ZM189 241V240H188ZM10 242L13 243L15 246L20 247L22 250L23 248L27 251V257L26 254L24 255L26 260L23 261L21 260L18 262V259L21 258L19 251L15 252L17 254H14L15 259L14 262L12 259H9L8 257L13 256L12 251L11 252H6L5 248L7 247L6 244ZM101 243V241H98ZM160 242V241H159ZM190 242V241H189ZM208 242V241H207ZM183 243V242H182ZM201 243V241H200ZM219 243V242H218ZM222 243V242H221ZM8 244V245H10ZM94 244V243H93ZM92 247L94 248L95 246ZM203 244V243H201ZM205 244V243H204ZM211 244V243H210ZM14 246V247H15ZM55 247V251H53L52 257L54 259H51L48 257V255L44 258L42 257L43 254L42 252H45L48 247ZM103 246V244L101 245ZM203 246V245H202ZM12 247V246H11ZM12 247L13 249H15ZM137 247V246H136ZM17 248V247H16ZM144 252L141 257L134 256L133 254H127L126 257L124 258H119L118 262L115 259L116 264H162L160 263L161 260H163L164 255V244L161 246L159 245H149V241L146 243L144 247ZM175 248V247H174ZM178 248V247H177ZM212 246L210 245H204L203 250H202V257H201V264H222V262L216 258L213 257L212 254ZM11 249V248H9ZM51 249V248H50ZM53 249V248H52ZM5 254H4V251ZM19 250V249H17ZM21 250V251H22ZM54 250V249H53ZM119 250V249H118ZM125 250V249H124ZM134 250V249H133ZM136 250V249H135ZM134 250V251H135ZM20 251V252H21ZM169 252V250H167ZM183 251V250H182ZM181 249H180V254H181ZM112 252V249H111ZM138 252V251H137ZM166 252V251H165ZM11 253V254H10ZM22 253V252H21ZM25 253V252H24ZM23 253V254H24ZM47 253V251L44 253V255ZM123 253V252H122ZM121 253V254H122ZM134 253V252H133ZM167 253V252H166ZM170 253V252H169ZM42 254V255H41ZM50 254V253H47ZM52 254V252H51ZM120 254V253H119ZM136 254V253H135ZM168 254V253H167ZM179 254V253H178ZM188 254V253H186ZM106 255V254H105ZM123 255V254H122ZM138 255V253H137ZM141 255V254H140ZM171 255V254H170ZM176 255V254H175ZM235 255V254H234ZM0 256V257H1ZM51 256V255H50ZM109 257V255H108ZM23 258V257H22ZM21 258V259H22ZM24 258V259H25ZM107 259V257H106ZM177 260H173L169 262V264H176L177 261H181L180 256L176 258ZM194 259V258H193ZM259 259V258H258ZM11 260V261H10ZM33 260V262H31ZM185 260V259H184ZM198 260V259H197ZM16 261V262H15ZM111 261V260H110ZM191 261V260H190ZM196 262V261H195ZM16 263V264H17ZM235 260L230 258L228 259L225 264H235Z\"/></svg>",
	"mask_w": 264,
	"mask_h": 264
}]
</instances>
